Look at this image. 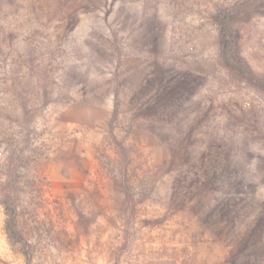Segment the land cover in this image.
Returning <instances> with one entry per match:
<instances>
[{
  "label": "rangeland",
  "instance_id": "1",
  "mask_svg": "<svg viewBox=\"0 0 264 264\" xmlns=\"http://www.w3.org/2000/svg\"><path fill=\"white\" fill-rule=\"evenodd\" d=\"M16 155L32 264H264V0H0Z\"/></svg>",
  "mask_w": 264,
  "mask_h": 264
},
{
  "label": "trees",
  "instance_id": "2",
  "mask_svg": "<svg viewBox=\"0 0 264 264\" xmlns=\"http://www.w3.org/2000/svg\"><path fill=\"white\" fill-rule=\"evenodd\" d=\"M224 22V21H223ZM221 37L223 38V54L225 56L228 69L235 75H240L252 82V71L247 62L242 61L236 51L235 42L232 40V33L229 27L222 26L220 28ZM20 155L13 156V160H9L6 165V179L0 186V204L3 208L4 222L3 232L12 249L18 248L23 254L26 264H32L30 258L29 243L23 236L19 226V214L17 210V186L14 160H21ZM28 160L29 157H23ZM125 169V168H123ZM124 172V170H123ZM125 179H121V184L125 189Z\"/></svg>",
  "mask_w": 264,
  "mask_h": 264
}]
</instances>
